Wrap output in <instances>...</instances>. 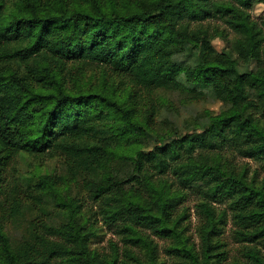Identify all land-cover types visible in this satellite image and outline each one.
<instances>
[{
    "label": "trees",
    "instance_id": "1",
    "mask_svg": "<svg viewBox=\"0 0 264 264\" xmlns=\"http://www.w3.org/2000/svg\"><path fill=\"white\" fill-rule=\"evenodd\" d=\"M258 4L264 0H0V264H162L152 234L176 241L167 249L172 264H264V178L235 162L238 155L264 170ZM216 37L235 58L216 51ZM250 60L257 68L240 72L238 63ZM87 69L99 75L93 83ZM160 90L225 108L189 121V130L159 134ZM19 156H65L70 170L89 172L94 214L123 246L92 248L79 201L54 176L26 180ZM186 191L200 194L199 245L185 236ZM48 196L68 210L66 220L43 222L14 245L10 221L33 201L45 210ZM229 219L243 260L223 250Z\"/></svg>",
    "mask_w": 264,
    "mask_h": 264
},
{
    "label": "rangeland",
    "instance_id": "2",
    "mask_svg": "<svg viewBox=\"0 0 264 264\" xmlns=\"http://www.w3.org/2000/svg\"><path fill=\"white\" fill-rule=\"evenodd\" d=\"M254 15H264V4H258L253 10ZM212 44L217 52L226 53L231 57L235 58V54L232 53L229 48L227 41L222 37H216ZM238 70L240 72H246L255 70L257 68V62L250 60L246 63H238ZM86 77L84 80H90L91 83L96 81L98 73L94 69H87L85 72ZM157 103H160L159 112L155 117V129L159 134H163L166 131L172 132L173 129L178 128L184 131L191 129L189 121H199L203 123L206 115V111H210L213 114H218L225 108L223 102L214 100L211 98L201 100H190L183 94L177 91H166L160 90L155 94ZM158 136L155 132L149 134L146 138L145 144H149L148 147H154ZM235 162L240 166L242 164L249 166L250 169H258L260 179L264 178V170L259 163L236 156ZM17 170L23 174L26 180L34 183L40 175L48 174L54 176L60 182V190L66 198H74L79 201L82 205L83 214L82 222L86 223L87 227L92 228L94 232L91 241V247L97 248L99 251L104 253L111 252V243H118L120 247L123 246L121 236L116 233L113 229L109 228L101 216L94 214L97 209L94 201L92 200L89 192L85 188V178H89L91 174L89 172H77L69 169V164L65 156H56L50 158L48 156L39 157H23L19 156L16 162ZM122 173L130 172L132 169L131 165H122L120 167ZM198 189V188H197ZM48 201L45 204L46 209H39V205L29 203V206L24 208L22 213L11 220L8 225V232L11 237L13 244H17L29 238L31 230L33 228L41 229L43 222L47 223H61L66 220L68 216V210L58 205V201L54 196H48ZM200 200V194L197 191H186L184 201L181 205L187 207V213L190 219L187 224L188 231L185 236L190 241L195 242L197 245L200 244L199 235V217L195 210V205ZM217 207L218 212L226 208L224 204L214 203ZM230 215V214H229ZM230 218V216H229ZM235 227L232 220L229 219L225 233L221 237V242L225 243L223 250L227 251L232 261L234 259H245L242 256L243 245L237 241H234L232 236V228ZM154 241L157 243L158 255L157 259L162 264H172L176 260V256L172 250H167L169 245L176 243L174 239L160 240L157 239L153 234L151 235ZM138 252L144 256L148 252L147 246H141L137 248Z\"/></svg>",
    "mask_w": 264,
    "mask_h": 264
}]
</instances>
